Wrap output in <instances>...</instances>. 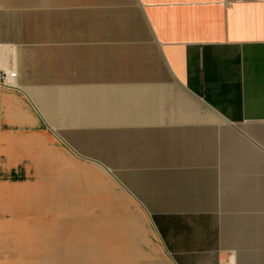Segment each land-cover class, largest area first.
<instances>
[{
	"label": "crops",
	"instance_id": "obj_1",
	"mask_svg": "<svg viewBox=\"0 0 264 264\" xmlns=\"http://www.w3.org/2000/svg\"><path fill=\"white\" fill-rule=\"evenodd\" d=\"M0 264H264V0H0Z\"/></svg>",
	"mask_w": 264,
	"mask_h": 264
},
{
	"label": "built area",
	"instance_id": "obj_2",
	"mask_svg": "<svg viewBox=\"0 0 264 264\" xmlns=\"http://www.w3.org/2000/svg\"><path fill=\"white\" fill-rule=\"evenodd\" d=\"M14 78L15 77V73H10L9 75H4V77L2 78V80H0V84H9L7 83V81H5L6 78Z\"/></svg>",
	"mask_w": 264,
	"mask_h": 264
},
{
	"label": "rangeland",
	"instance_id": "obj_3",
	"mask_svg": "<svg viewBox=\"0 0 264 264\" xmlns=\"http://www.w3.org/2000/svg\"><path fill=\"white\" fill-rule=\"evenodd\" d=\"M261 112H262V114H263V112H264V109H261ZM262 118H264V114L262 115Z\"/></svg>",
	"mask_w": 264,
	"mask_h": 264
}]
</instances>
